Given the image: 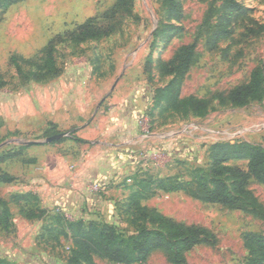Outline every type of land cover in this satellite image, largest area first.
<instances>
[{
  "label": "rangeland",
  "instance_id": "rangeland-1",
  "mask_svg": "<svg viewBox=\"0 0 264 264\" xmlns=\"http://www.w3.org/2000/svg\"><path fill=\"white\" fill-rule=\"evenodd\" d=\"M173 1L180 11L176 17L169 14L170 0H133L132 16L114 10L118 0H20L0 11V156L20 143L40 146L33 157H12L15 171L22 172L20 180L0 183V200L7 203L11 224L8 230L0 228V260L77 264L74 240L91 223L114 225L125 235L142 226L157 228L134 221L137 213L130 208V197L139 190L140 180L149 176L188 180L193 170L208 167L209 150L219 142L264 147V102L243 107L218 102L246 84L254 69H264V0ZM89 20L113 25L112 35L80 44L58 42L55 58L61 74L46 82L34 80L31 74L48 43ZM158 32L161 36H156ZM193 43L195 56L180 81V97L214 99L213 110L204 118L177 114L166 104L154 107L152 100L158 88L174 80L161 77V64ZM119 82L129 99L114 121L110 96ZM95 88L101 97L94 100ZM51 121L61 124L59 132L67 137L94 121L108 130L114 125L118 130L116 136L111 134L114 147L106 150L100 143L71 139L49 143L51 137L43 129ZM74 128L78 130L71 132ZM102 162L106 169H94ZM247 164L229 162L245 170ZM39 167L52 168L55 174L40 177L44 173ZM37 177L48 178L49 186L45 181L41 186ZM52 183L57 185V199L49 207L34 189L39 185L49 195L46 188L56 186ZM248 189L264 208V185L251 179ZM28 192L37 200L18 198ZM139 204L177 223L203 227L216 237L215 244L186 252L184 264H250L253 256L245 238L264 236L263 218L203 203L182 192L167 194L156 188ZM37 208L48 214L27 219L23 210ZM80 264L116 263L94 257ZM136 264L172 263L164 250H155Z\"/></svg>",
  "mask_w": 264,
  "mask_h": 264
},
{
  "label": "trees",
  "instance_id": "trees-1",
  "mask_svg": "<svg viewBox=\"0 0 264 264\" xmlns=\"http://www.w3.org/2000/svg\"><path fill=\"white\" fill-rule=\"evenodd\" d=\"M18 1L20 0H0V11ZM168 6L170 15L175 17L180 15L179 6L175 1L170 0ZM132 8L133 0H118L114 10L132 16ZM113 31V25L102 26L95 24V20H89L85 24L77 26L74 31L67 32L64 36L48 43L41 61L36 64V69L31 76L38 82H46L57 78L61 74L55 58L58 42L80 44L89 40H101L111 36ZM223 32L225 31L223 30ZM160 34L162 33L158 32L156 36ZM195 51L196 44L194 43L184 46L177 51L168 63L161 64V77L173 76L174 80L165 87L156 90L155 96L152 98L154 107L166 104L177 114L198 118H204L213 110L214 99L192 96L180 97V81L192 65ZM151 60L152 55H149L148 69ZM253 101L264 102V69L261 67H257L252 71L246 84L235 87L226 96L218 98L220 105L231 103L237 107H243ZM45 134L46 137H53L60 133L57 132L55 125L50 124V129ZM69 139L78 143H86L75 136L62 138L56 143ZM25 148L27 146L20 147L18 152H15V149L5 151L4 155L0 156V164L6 159L19 156ZM208 160V167L193 170L188 180L182 181L179 177L155 179L153 176L140 180L138 183L139 190L130 197V208H134L137 213V218L134 221H143L156 225L157 228L149 229L146 226H138L137 232L125 235L114 225L101 226L91 223L87 232L83 231L81 236L74 240V262L77 264H80L83 260L91 262L94 257H98L116 264H136L145 262L153 251L164 250L172 264H184L186 252L200 245L215 244L216 237L207 229L177 223L156 211L141 206L139 201L146 199L150 191L156 188L158 191L167 194L182 192L203 203L220 204L229 209L249 213L264 219V208L248 189L251 179L264 185V147L248 142H219L211 146ZM235 160L248 161L247 169L230 166L229 162ZM15 180L14 176L0 168V183L12 184ZM153 186L155 188L152 189ZM18 198L26 201L37 200L31 193ZM0 204L5 206V210L0 211V228L8 230L11 226L9 222L10 211L4 200H0ZM23 212L27 219L42 218L48 214L43 208H37L33 211L23 210ZM69 225H73V223H69ZM82 227L83 224L78 225L79 230H82ZM245 242L246 248L253 256L250 264H264V236L249 235L245 238ZM0 264L7 263L0 260Z\"/></svg>",
  "mask_w": 264,
  "mask_h": 264
},
{
  "label": "crops",
  "instance_id": "crops-1",
  "mask_svg": "<svg viewBox=\"0 0 264 264\" xmlns=\"http://www.w3.org/2000/svg\"><path fill=\"white\" fill-rule=\"evenodd\" d=\"M122 85H123V83L122 82H119L115 86V88H114V90H113V92H112V94L110 96V100H111L110 102H111V104H113L115 106V111H116V112H114L115 113L114 121H117V119H118L117 112L118 113H122L123 112V109L121 110V112L118 111V109L123 108L124 105H125V103H126V101L129 99V96H128L129 94L123 92V88L124 87L122 88ZM95 90H96V92L98 91V95H97V93L94 94V95H92V97L94 98V100L97 99V98H99V95L101 97V94L99 93L100 92L99 89L97 90L95 88ZM101 90H103L102 87H101ZM50 124H53V125L56 126V129L58 130L57 132L60 131L59 126H61V124H59L58 122H52V121L50 122ZM113 126L114 125H111V128L109 127L110 129L108 130L106 127L103 128V126H100V125L96 124V121H94L90 126L85 127L81 131H79L75 137L78 138V139H81V140L85 141L86 143H100L102 146H104L103 148H106V150H107V149H110V148L114 147V145L110 143V141H112L111 140L112 139L111 138V134L113 133L114 134L113 137H114L117 134L116 132H118L117 128H115ZM48 129H50V127L48 128V123H47L46 124V127H45V129H43V131L46 132ZM74 130H78V128L72 129V131H74ZM59 133H60L59 135L53 136L51 138H55L57 136H62V138L67 137L66 136V133H62V132H59ZM102 137H103V139H102ZM62 138H60V139H62ZM60 139H58V140H60ZM133 139H135V138H133ZM58 140H55V141H53L51 143H53V144H63L65 142H69V140L68 141L65 140L63 142L56 143V141H58ZM72 141L75 142V143H78V142H76L74 140H72ZM72 141H70V142H72ZM97 141H99V142H97ZM127 141L128 142H125V143H130L129 140H127ZM18 145L19 146L17 148H12V149H15V151H18L20 147L27 146V148H25L24 150H22V152L20 153L19 156H22V155L25 156L26 155V157L30 158V157H33V155H37L38 151H40V146H35L36 144H34V143L29 144V142H27V143H24V144L23 143H20ZM11 159H13V158L6 159L3 163H1L0 164V168L4 172H6V173H8V174H10L12 176H14L16 178V180L17 179L20 180V178H22V172L20 173V170H17V172L15 171V169H14V163H16V162H15L14 159H13L14 161H12ZM102 165H103V162L102 163H99L94 169H99V171L102 172L103 171L102 168L103 169L105 168V166L104 165L102 166ZM57 169H59V167ZM39 170H42L43 171L42 173H44L43 176H40V177H50V175L53 176L55 174V173H52V168L47 169V170L44 171L42 168L39 167ZM99 171H98V173H99V176L101 177V173ZM95 175L97 176V172H95ZM31 180H32V178H31ZM36 180H37V182H41V184H40L41 186H42V183H44L43 181L47 182V184L49 186V183L47 181L48 178H46L45 180L44 179L41 180L39 177H37ZM38 180H40V181H38ZM51 182H53V181H51ZM53 185H56V184H53ZM56 187H57V185L54 186V187H52V188H50V189H49V187H47L46 188V191L49 193V195H45V194H43L44 191H42V187L39 188V185H38V187H36L34 189L35 190L34 193L36 195H40V196L43 195V198L51 204L54 200L57 199V197H56L57 196ZM32 188H33V186H32ZM84 189H86V188L84 187ZM28 193H30V192H28ZM31 194H33V193H31ZM35 194H33V195H35ZM48 206L51 207L52 204L51 205L48 204Z\"/></svg>",
  "mask_w": 264,
  "mask_h": 264
},
{
  "label": "water",
  "instance_id": "water-1",
  "mask_svg": "<svg viewBox=\"0 0 264 264\" xmlns=\"http://www.w3.org/2000/svg\"><path fill=\"white\" fill-rule=\"evenodd\" d=\"M60 138H62V136H57V137H55V138H51V139H49L48 142L51 143V142H53V141H55V140H58V139H60ZM32 143L36 144V142H32ZM29 144H31V143H29Z\"/></svg>",
  "mask_w": 264,
  "mask_h": 264
},
{
  "label": "built area",
  "instance_id": "built-area-1",
  "mask_svg": "<svg viewBox=\"0 0 264 264\" xmlns=\"http://www.w3.org/2000/svg\"><path fill=\"white\" fill-rule=\"evenodd\" d=\"M93 189L96 190V189H98V187L95 186Z\"/></svg>",
  "mask_w": 264,
  "mask_h": 264
}]
</instances>
